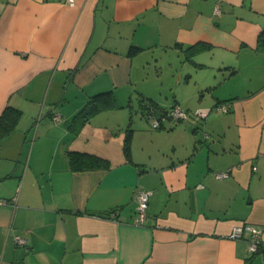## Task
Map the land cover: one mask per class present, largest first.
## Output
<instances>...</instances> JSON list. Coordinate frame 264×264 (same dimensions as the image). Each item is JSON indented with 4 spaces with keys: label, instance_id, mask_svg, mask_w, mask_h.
Returning <instances> with one entry per match:
<instances>
[{
    "label": "crops",
    "instance_id": "0c3cea01",
    "mask_svg": "<svg viewBox=\"0 0 264 264\" xmlns=\"http://www.w3.org/2000/svg\"><path fill=\"white\" fill-rule=\"evenodd\" d=\"M261 34L264 0H0V116L21 112L0 138V264H264ZM147 100L186 118L153 129ZM239 224L262 228L256 254Z\"/></svg>",
    "mask_w": 264,
    "mask_h": 264
},
{
    "label": "trees",
    "instance_id": "16d2710c",
    "mask_svg": "<svg viewBox=\"0 0 264 264\" xmlns=\"http://www.w3.org/2000/svg\"><path fill=\"white\" fill-rule=\"evenodd\" d=\"M258 45L261 49H264V34H261L258 38ZM191 47L185 51L190 50ZM114 105V99L109 92L101 93L91 97L86 105L74 116L72 122L84 123L89 117L93 116L97 112L105 109H110ZM143 114L146 117L148 111H152L153 114L161 121V117L165 116L169 110L159 108L153 101L147 100L143 103ZM21 112L15 108L7 106L0 116V138L9 134L15 127L17 120L19 119ZM147 119V118H146ZM166 119H169L166 117ZM162 124V122H161ZM161 127V126H160ZM128 140V136L126 137ZM124 147V152L128 156V142ZM68 163L70 168L74 172L92 171V170H108L110 164L108 161L81 153L69 152L67 154Z\"/></svg>",
    "mask_w": 264,
    "mask_h": 264
},
{
    "label": "built area",
    "instance_id": "2783aa9c",
    "mask_svg": "<svg viewBox=\"0 0 264 264\" xmlns=\"http://www.w3.org/2000/svg\"><path fill=\"white\" fill-rule=\"evenodd\" d=\"M75 0H67L68 4H73ZM215 12L217 11V7L215 8ZM228 109V105L222 104L216 107L217 111L226 112ZM196 115L203 117V114L200 112H196ZM166 117L175 121L183 120L186 118V113L179 107L175 106L166 114ZM165 116L161 117V121L153 114L152 111H148L146 113V118L151 128L157 129L160 128L161 122L166 119ZM55 121H58L59 118H54ZM227 174H221L220 177H224ZM151 196V192L139 190L135 193L134 198L136 202L135 207V215H136V224L138 226H144L147 219V208L149 198ZM6 204L5 201L0 200V205ZM244 234H247V249L248 254L253 255L256 254L261 246V236H262V228L258 226H253L250 224H239L235 226L228 238L232 240L242 239ZM15 243L18 246H24L25 240L19 236L14 237Z\"/></svg>",
    "mask_w": 264,
    "mask_h": 264
},
{
    "label": "rangeland",
    "instance_id": "374dc122",
    "mask_svg": "<svg viewBox=\"0 0 264 264\" xmlns=\"http://www.w3.org/2000/svg\"><path fill=\"white\" fill-rule=\"evenodd\" d=\"M170 75H171L170 72H168V71H164V74H163V75L160 74V79L168 80V79H170ZM192 76H193V78L196 77V76L193 75V74H192ZM193 80H194V79H193ZM159 93H161V92H159ZM164 93H165V92H164ZM135 111L138 112V103H137L136 100L133 101V106H132V112H135Z\"/></svg>",
    "mask_w": 264,
    "mask_h": 264
}]
</instances>
